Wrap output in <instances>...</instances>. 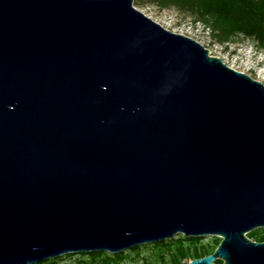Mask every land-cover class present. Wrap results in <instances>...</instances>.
Returning <instances> with one entry per match:
<instances>
[{
  "label": "water",
  "instance_id": "95a60500",
  "mask_svg": "<svg viewBox=\"0 0 264 264\" xmlns=\"http://www.w3.org/2000/svg\"><path fill=\"white\" fill-rule=\"evenodd\" d=\"M135 0H0V264L216 237L264 264V86Z\"/></svg>",
  "mask_w": 264,
  "mask_h": 264
},
{
  "label": "trees",
  "instance_id": "16d2710c",
  "mask_svg": "<svg viewBox=\"0 0 264 264\" xmlns=\"http://www.w3.org/2000/svg\"><path fill=\"white\" fill-rule=\"evenodd\" d=\"M141 0H135L140 5ZM161 10H174L188 15L208 31L219 45L233 43L237 37L250 40L264 51V0H153ZM248 238L264 241V229L250 232ZM220 238H194L177 235L168 240L134 247L118 254L91 252L77 256L75 264H186L211 255ZM56 258L39 264H61ZM215 264H221L216 261Z\"/></svg>",
  "mask_w": 264,
  "mask_h": 264
},
{
  "label": "rangeland",
  "instance_id": "374dc122",
  "mask_svg": "<svg viewBox=\"0 0 264 264\" xmlns=\"http://www.w3.org/2000/svg\"><path fill=\"white\" fill-rule=\"evenodd\" d=\"M133 6L164 29L194 40L230 69L243 73L264 86V51L256 48L250 40L237 37L233 43L219 45L211 40L203 26L186 14L161 10L153 0H141L140 5H136L134 1ZM205 238L208 240L211 237ZM60 259L61 264H75L78 257L62 256Z\"/></svg>",
  "mask_w": 264,
  "mask_h": 264
}]
</instances>
